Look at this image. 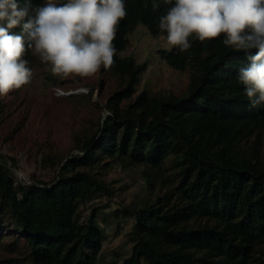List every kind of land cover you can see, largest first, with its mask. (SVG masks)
I'll use <instances>...</instances> for the list:
<instances>
[{"label": "trees", "instance_id": "obj_1", "mask_svg": "<svg viewBox=\"0 0 264 264\" xmlns=\"http://www.w3.org/2000/svg\"><path fill=\"white\" fill-rule=\"evenodd\" d=\"M44 2L31 0L33 7ZM124 2L127 15L113 41L114 64L101 67L118 88L98 131L75 137V152L61 162L51 183L17 188L13 167L0 159V249L11 222L29 247L31 264H96L106 237L97 225V209L81 223L80 208L113 197L103 176L114 167L141 168L149 190L159 178L165 191L123 210L134 220L131 254L123 264H264V106L253 107L237 79L247 55L258 50L234 51L223 45V36L203 42L190 37L186 52L174 47L159 52L170 68L189 71L187 94L135 96L147 65L121 53L140 24L153 36H166L158 18L167 6L154 11L151 0ZM21 31L20 26L11 30ZM32 57L26 50L23 59L31 69ZM48 160L42 162L54 167ZM168 162L174 176L165 183ZM0 264L23 260L8 257Z\"/></svg>", "mask_w": 264, "mask_h": 264}, {"label": "rangeland", "instance_id": "obj_2", "mask_svg": "<svg viewBox=\"0 0 264 264\" xmlns=\"http://www.w3.org/2000/svg\"><path fill=\"white\" fill-rule=\"evenodd\" d=\"M67 0H54V3ZM160 36L151 35L140 24L129 35V46L121 57H133L138 64L146 63L135 96L146 91L161 96L183 97L187 94L189 71L170 68L160 51L170 52ZM33 75L20 89L0 95L3 113L0 115L1 160L13 167L15 186L30 185L36 181L51 183L58 166L75 152L74 139L94 135L104 118L109 115L106 104L117 90L118 82L101 69L92 77H61L53 74L51 65L34 54L31 62ZM264 158V145L262 147ZM53 159L55 166L47 167ZM141 168L114 167L103 179L112 188L113 197L102 196L80 208L81 223H86L94 211L97 225L106 240L96 264H123L130 257L132 244L128 234L134 220L123 210L139 207L147 198L164 193L161 179L149 190L140 174ZM172 162L166 164L163 177L171 181ZM118 209V210H117ZM5 240L0 249V260L13 257L31 264L29 247L19 229L11 222L5 225ZM91 255L90 252H87Z\"/></svg>", "mask_w": 264, "mask_h": 264}, {"label": "clouds", "instance_id": "obj_3", "mask_svg": "<svg viewBox=\"0 0 264 264\" xmlns=\"http://www.w3.org/2000/svg\"><path fill=\"white\" fill-rule=\"evenodd\" d=\"M159 16V38L165 47L181 53L192 47L189 38L201 42L223 36L234 51L250 52L237 79L253 107L264 106V0H151ZM124 0H45L33 7L31 0H0V95L27 85L33 75L23 59L26 50L51 65L61 77L94 76L110 69L117 49V26L126 17ZM20 26V34L11 30Z\"/></svg>", "mask_w": 264, "mask_h": 264}]
</instances>
